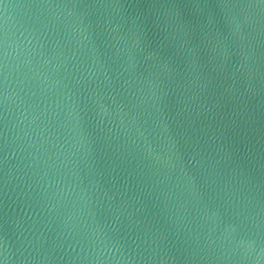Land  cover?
Masks as SVG:
<instances>
[{
  "label": "water",
  "instance_id": "1",
  "mask_svg": "<svg viewBox=\"0 0 264 264\" xmlns=\"http://www.w3.org/2000/svg\"><path fill=\"white\" fill-rule=\"evenodd\" d=\"M0 264H264V0H0Z\"/></svg>",
  "mask_w": 264,
  "mask_h": 264
}]
</instances>
